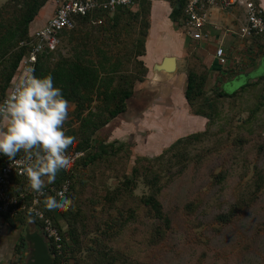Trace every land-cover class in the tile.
<instances>
[{"label": "rangeland", "instance_id": "obj_1", "mask_svg": "<svg viewBox=\"0 0 264 264\" xmlns=\"http://www.w3.org/2000/svg\"><path fill=\"white\" fill-rule=\"evenodd\" d=\"M23 1L0 0V23L6 24L20 15ZM48 3L50 7L43 9L45 3L37 19L43 18L45 10L48 14L52 11L54 3ZM213 11V15L217 12L221 18L226 16L221 11ZM132 12L134 10L125 14L118 37H114L117 29L108 27L96 41L101 49L114 55V59L116 56L124 58L121 66L123 76L141 74L140 64L134 58H125L138 48L142 49L139 43L142 38L147 49L143 58L150 65L158 49L173 47L180 40L182 45H176L179 50L176 47V50L170 49L167 55L176 53V58L182 61L189 59V63L185 61L184 67L177 70L162 68L160 65H166L164 63L154 64L153 70L148 68L145 80L135 82V94L128 99L126 112L96 131L94 144L123 145L116 153L110 151L90 166L78 163L75 167L74 208L80 212V218L77 223L78 242H71L72 247L66 253L68 264H102V246L140 264H264V79L250 80L264 71V62L260 64L264 58L250 57L248 53L249 58L245 62L242 59V68L237 70L253 71L223 83L237 72L219 77V74L208 71L196 55V47L201 42L192 41L179 20L174 21L169 15L172 25L162 28L161 33L159 27L163 26H154L147 45L150 28L144 37L141 33L144 25L140 19L131 17ZM145 17L144 14L142 18L145 20ZM218 23L220 26L215 27L217 30L211 45L214 46V38L221 42L220 38L225 34L223 46L230 48L232 55H245L248 43H237L241 37L226 33L223 22ZM228 27L233 25L228 24ZM4 29L0 25V33ZM89 31L94 35L97 28L91 25L77 30L75 35L79 38L71 42L68 35L65 36L52 61L58 60L61 54L72 56L73 47ZM171 41L176 43L172 46ZM88 42L91 48L95 46L92 38ZM201 50L208 52L205 48ZM93 58L97 59L96 54ZM246 66L249 69H243ZM188 70L206 73L203 98L217 102L212 123L206 127L207 132L204 131L206 129L179 130L177 121H191V114L176 115L168 111L165 117L158 118L153 115L154 102L149 104L153 97L159 96L157 91L167 88L170 78L177 82L178 74ZM117 80H120L119 76ZM248 83L251 84L243 86ZM175 85L180 90L181 86ZM222 88L234 92V95L218 99ZM99 103L100 100L95 98L90 109L95 110ZM70 107L73 111L70 112L68 128L72 125L77 128L76 103L70 102ZM178 109L175 106L177 112ZM147 123L153 127L144 129L142 126ZM118 127L125 133L114 138ZM196 132H201L199 140L182 142L167 149L178 136ZM164 150H167L165 155L159 157ZM140 156L146 159L142 158L139 163L141 172L133 175V167ZM153 175L157 177L154 179ZM125 179H134L127 188ZM158 187L161 189L157 197L163 211L170 217L169 226L162 218L154 216L150 206L143 202ZM25 222L28 223L29 219L25 218ZM61 225L68 230L65 221ZM22 258L25 264L28 256Z\"/></svg>", "mask_w": 264, "mask_h": 264}, {"label": "trees", "instance_id": "obj_2", "mask_svg": "<svg viewBox=\"0 0 264 264\" xmlns=\"http://www.w3.org/2000/svg\"><path fill=\"white\" fill-rule=\"evenodd\" d=\"M48 1L49 0H24L23 9L21 10L20 15H17L13 21L11 20L6 24L0 23L2 27H5L4 31L0 33V102L6 95V91L16 72L19 62L27 51V46L20 47L19 43L22 40L30 39V23L35 19L40 9ZM153 1L154 0H139L135 3V6L117 5L114 12L106 11L104 14H100L104 18L102 24H95L89 16L79 17V25L65 33V36L68 35L70 42L79 38L75 35V32L81 28L95 25L97 32L93 35V32L89 31L86 36L81 39L75 47H73L74 52L72 56H64L61 54L60 58L53 62L52 59L55 53L47 55L42 54L39 55L36 61L34 74L37 77L50 74L53 77L54 84L62 89L64 97L69 102L76 103L75 115L79 121V126L77 128L73 125L70 126L67 134L75 137V143L70 150L84 151V156L78 159L77 164H82L85 167L90 166L91 163H94L104 155H107L110 151L116 153L121 149L123 144L119 146H116L114 143L102 146L96 145L93 142V137L97 130L107 125L112 119L116 118L121 113L126 112L127 101L135 94V82H143L148 72V67L145 64L144 59L141 57L146 53L145 39L142 38L141 42H139L142 49L139 50L138 48L133 55H128L125 58L128 60L134 58V61L140 64L142 70L141 74L137 76L133 73L123 76L121 66L124 58L116 56L114 59L115 56L108 54L106 50L101 49L96 41L101 36V32L106 31L108 27L117 29L114 37H118L122 21L125 19V14L133 10L134 12L130 14L131 17L140 19L141 24L144 25L141 33L144 37H147V29L151 26L150 18ZM166 1H168L172 7V12L170 14L172 20L180 21L181 15H183L182 8L184 0ZM98 13L99 12L96 11L94 16L99 17ZM144 14L146 15L145 20L142 18ZM65 36L63 40L66 38ZM91 38L93 44H95L92 48L88 45V41H90ZM191 40L195 41L193 39ZM79 47L81 49H79ZM94 54H96L97 59L93 58ZM216 68H218L221 73L228 75L237 71L234 64L223 67L217 62V66L212 69ZM208 71H210V69H208ZM118 76L120 77V80H117ZM261 79H264V73L261 74L258 80ZM206 80V73L199 74L194 70H188L185 97L191 107L192 113L203 115L208 118L207 126L209 128L215 114L213 108L216 107L217 102L203 98ZM115 81L117 84H114ZM249 84L251 83L244 84L243 86L246 87ZM233 95L234 92H229L222 88L218 94V99L221 97H231ZM95 98H98L100 103L95 110H92L90 109V105L95 101ZM85 110L88 111L85 113ZM204 131L207 132V129ZM200 136L201 132L181 136L167 149H172L182 142L199 140L201 138ZM165 151L167 150H164L158 156L163 157ZM4 157L8 158L4 155L1 158L3 159ZM142 158L146 159L145 156L137 157L136 165L133 167V175H137L141 172L139 163ZM75 175L77 174L74 168L71 172L64 173L62 176L63 178L68 177L71 180L74 191ZM156 177L157 175L154 179ZM133 180L125 179L126 188ZM155 189L156 192H154L153 195L145 197L143 202L145 205L150 206L154 216L162 218L165 225L169 226L171 221L170 217L163 211L162 203L157 197V192L160 191L161 188L158 187ZM73 205L75 206V201ZM55 211L56 213L54 216L53 210H49L48 208V214L53 217L55 223L61 228L64 252L61 255H55L53 264H68V256H66V253L69 251L70 246L72 247L71 242L74 244L78 242L76 241L78 239L77 223L80 218V212L77 210L73 211L71 208L68 211H63L61 209H55ZM5 218H7V221L14 226H16V223L18 222L22 224L25 223V218L22 216L14 219H9L8 217ZM63 221H65V224L67 223L68 230H64V225H61ZM24 245L25 238L22 236L19 247ZM101 248V253H103V257L101 258V261L103 262L102 264H140L138 261L130 262V260L123 258L112 249L105 250L104 246Z\"/></svg>", "mask_w": 264, "mask_h": 264}, {"label": "built area", "instance_id": "obj_3", "mask_svg": "<svg viewBox=\"0 0 264 264\" xmlns=\"http://www.w3.org/2000/svg\"><path fill=\"white\" fill-rule=\"evenodd\" d=\"M54 7L52 15L47 22L35 29H30V39L22 40L19 46H27V51L23 55L10 82L6 94L12 91L14 82L26 73L28 68H34L39 55L55 53L63 42L65 33L71 31L79 25L78 18L89 16L95 24L103 23V16L106 11L114 12L117 5H133L139 0H52ZM213 10L217 11H237L241 14L239 30L235 33L254 43L262 44L264 51V9L256 0H184L183 17L179 23L183 24V29L188 36L199 41H211L215 37L212 28L217 26L213 22ZM99 12V17L94 16ZM240 20V19H239ZM212 27V28H210ZM226 31H234L227 28ZM233 31V32H232ZM238 56L228 52V48L222 43H218L214 49V58L219 65L226 67L234 64L236 70L240 69L242 60ZM6 96V95H5ZM4 96V98H5ZM3 98V99H4ZM2 99V101H3ZM1 101V102H2ZM70 154L74 161L71 172L77 164L79 158L84 156V151H72ZM0 154V216L14 219L22 216L32 218L38 224L40 230L46 235L53 256L61 255L64 252L63 235L61 228L55 223L53 217L48 214L46 200L55 198L60 200L59 193L75 201V191L72 182L68 177L63 178L60 174L54 184H46L44 195H38L29 186L26 176V160L24 153H18L14 159L1 158ZM46 179V178H45ZM66 189V190H65ZM55 216V209H53Z\"/></svg>", "mask_w": 264, "mask_h": 264}, {"label": "clouds", "instance_id": "obj_4", "mask_svg": "<svg viewBox=\"0 0 264 264\" xmlns=\"http://www.w3.org/2000/svg\"><path fill=\"white\" fill-rule=\"evenodd\" d=\"M34 72L28 68L0 102V154L14 159L23 152L29 186L44 195L46 184H54L73 166L75 137L67 134L73 109L50 74L37 77ZM59 196V201H45L49 210H75L64 192Z\"/></svg>", "mask_w": 264, "mask_h": 264}, {"label": "crops", "instance_id": "obj_5", "mask_svg": "<svg viewBox=\"0 0 264 264\" xmlns=\"http://www.w3.org/2000/svg\"><path fill=\"white\" fill-rule=\"evenodd\" d=\"M49 1H52V0H49ZM256 1L259 2L260 5L264 9V0H256ZM48 2L44 6L43 9H48L50 7V3H48ZM171 12H172V7L170 6L168 1H166V0H154L152 2L151 26H150V33H149L148 40H147V45L150 42V39H151L150 35L152 33V29L154 28V26H156L157 24H160L161 26H163V27H159V29H160L159 32L161 33V31L164 30V29L162 30V28H168L170 25H172L171 24L172 22H170L172 20L169 17ZM221 12L225 13L226 16L221 18L218 15V13L216 12V14H214L213 18H212L213 22L217 23V25L220 26V24L218 22L222 21L224 24L222 27L225 29L226 33L232 34L234 36H238L235 33V31L239 30L241 18H239L240 19L239 20L238 17H240L241 14L235 10H233V11L229 10L228 12H224V11H221ZM43 15H44L43 18H41V19H37V17H35V19L30 23V29H35V28H38V27L44 25L47 22V20L50 18V16L52 15V11L48 14V10H45ZM228 24H232L233 27H228ZM210 28H212V27H210ZM227 28H230L234 32L232 31L233 33H231L229 31H226ZM215 30H217V29L212 28L213 33L215 32ZM159 38H161V37H159ZM223 39L226 40L225 34H223L222 38H220L221 42H219V43H222ZM239 40L237 43L243 44V41H246L248 43L247 50L249 52L246 50L245 55H244V53L242 55L240 54V56H238L237 58H239L240 60L243 59L245 62L246 59L249 58V57H247L248 53L250 54V57L251 56L252 57L257 56V57H260L259 58L260 60L264 58L263 57L264 51L262 48V44L257 45L256 44L258 42L257 39L254 40V43H250L248 39L243 40L242 37ZM194 42L195 43L201 42V44L196 47V55H198V58L202 60V63H204L207 66V68L210 69V71L213 72L214 74H216V75L219 74L218 75L219 77H221L220 76L221 74L224 75L225 73L224 74L221 73V71H219L218 68L212 69V68L217 66L216 59L214 58V49H215V46L218 44L217 40L214 38V40H213L214 46L211 45L212 41H209V40L208 41H199V42L194 41ZM174 43H176V41L175 42L173 41V43L171 41L170 45H172ZM182 43L183 42H181V40H180L179 42L176 43V45L178 44L180 47V45H182ZM176 45L174 44V46L172 45L173 47H169L168 49H165V47L161 48V50L158 49L159 50L158 54L156 57L153 58L152 65H150L145 60V58H143V57H145V55H147V49H146V53L142 56V58L145 61L146 66L149 69L152 68V70H153L154 64L164 63V64L169 65L170 62L168 61L166 63L165 59L173 56V57H175V60L172 62V65H173L172 67L176 68V70L180 69V67H184L185 61H186V63H189V59H187V60L184 59V61H182L178 57L176 58V56H175L176 53L167 55L168 50L175 49ZM179 47H176V48H178L177 50H179ZM204 48L207 49L208 52L206 50H204L205 52H202L201 49H204ZM228 52H230V48H229ZM262 62H263V60L260 61V64ZM160 66L162 68H164L163 65H160ZM258 67H259V65H258ZM258 67L256 66V69ZM244 68H247V66L243 67V69ZM247 69H249V67ZM254 70H255V68H254ZM252 71L253 70H251V72ZM236 72H237L236 75H234L232 79H227L226 82H223V83L234 81L236 77H239L242 74H250L251 73V72L245 73V70H243V71L237 70ZM151 73L153 74L154 72L152 71ZM262 73H264V71L255 75L254 77H251L250 80L256 81L261 76ZM225 75H228V74H225ZM178 76H179L178 77L179 79L177 82L174 80V78H170L166 84L167 88L166 89H160L159 91H157V94H158V92H160L159 96L153 97L152 100L149 102V104L151 102H154V107L152 108V111L154 112L153 113L154 117L155 116L158 118L165 117V114L168 111H172L176 115H177V113H180V114L182 113V115L183 114L184 115L191 114L192 115V117H190L191 121L186 120V122H182L184 125V128L183 127L181 128L182 123L177 121V123H179L181 125V126L180 125L178 126L179 130H204V129H206L208 118L203 116V115H198V114L192 113L191 107H190V105H189V103L185 97V89H186V84H187V73H186V71L180 72L178 74ZM146 81H149V80H146ZM223 81H225V80H223ZM176 83L181 86L180 90L175 88L177 86V85H175ZM166 106L169 108H167ZM175 106H177V108H179L178 112H177V110H175ZM128 110H129V106H128ZM142 127L147 130V129L152 128L153 125L147 123V124H144ZM159 128H161V126ZM162 129L165 130L164 127H162ZM127 130H128V128H127ZM124 133H125V131L122 130L121 127H118V129L114 131V135H115L114 138L119 137V136L122 137L124 135ZM178 135H184V134H177V136ZM178 138H179V136H178ZM29 222H30V220H29ZM25 223L22 224V223L18 222V223H16V226H14L13 224H10L7 221V218L0 216V264H24L22 257L24 255L28 256V247L26 245L19 247V244H20L22 235L25 236V226L28 224L27 222H25Z\"/></svg>", "mask_w": 264, "mask_h": 264}, {"label": "water", "instance_id": "obj_6", "mask_svg": "<svg viewBox=\"0 0 264 264\" xmlns=\"http://www.w3.org/2000/svg\"><path fill=\"white\" fill-rule=\"evenodd\" d=\"M166 63L169 61V65H163L165 69L173 68L172 62L175 57H168ZM264 62V60H263ZM174 69V68H173ZM25 245L28 247V258L26 264H53L54 256L51 251L49 242L46 239V235L40 230L38 224L34 219L25 226Z\"/></svg>", "mask_w": 264, "mask_h": 264}]
</instances>
